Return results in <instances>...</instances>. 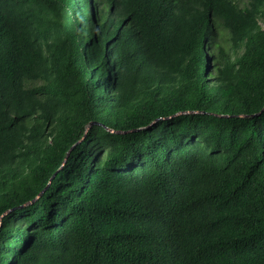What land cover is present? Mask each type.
Wrapping results in <instances>:
<instances>
[{"label":"trees","instance_id":"trees-1","mask_svg":"<svg viewBox=\"0 0 264 264\" xmlns=\"http://www.w3.org/2000/svg\"><path fill=\"white\" fill-rule=\"evenodd\" d=\"M263 108L264 0H0V264H264Z\"/></svg>","mask_w":264,"mask_h":264},{"label":"rangeland","instance_id":"rangeland-1","mask_svg":"<svg viewBox=\"0 0 264 264\" xmlns=\"http://www.w3.org/2000/svg\"><path fill=\"white\" fill-rule=\"evenodd\" d=\"M98 1H99V0H94V2H95L96 5L98 4ZM212 48H213L214 52L216 53V52H217V49L214 48V47H212Z\"/></svg>","mask_w":264,"mask_h":264},{"label":"water","instance_id":"water-1","mask_svg":"<svg viewBox=\"0 0 264 264\" xmlns=\"http://www.w3.org/2000/svg\"><path fill=\"white\" fill-rule=\"evenodd\" d=\"M263 109H264V108H263ZM67 158H68V156H66V159H67ZM51 179H52V178H51ZM51 179H50V181H51ZM50 181H49V183H50ZM49 183H48V184H49ZM48 184H47V185H48ZM41 193H42V192H41ZM41 193H40V194H41ZM33 201H34V200H33ZM33 201H32V202H33ZM22 206H23V205H22Z\"/></svg>","mask_w":264,"mask_h":264}]
</instances>
